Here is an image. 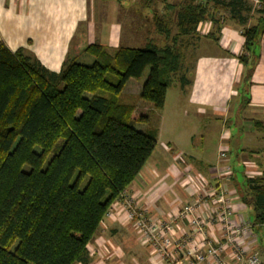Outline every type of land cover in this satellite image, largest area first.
<instances>
[{
	"label": "trees",
	"instance_id": "16d2710c",
	"mask_svg": "<svg viewBox=\"0 0 264 264\" xmlns=\"http://www.w3.org/2000/svg\"><path fill=\"white\" fill-rule=\"evenodd\" d=\"M178 7L174 36L170 19L154 18L163 46L110 53L91 45L85 51L95 55L93 64L68 59L57 73L0 42V264L90 263L88 245L157 141V130L133 126L148 121L134 114L136 105L120 102L126 82L148 70L139 99L161 111L173 78L182 88L190 84L179 41L196 37L205 22L216 27L207 36L218 40L214 10L223 8L221 0H180ZM262 34L264 17L242 32L248 79ZM254 126L264 133V122ZM241 184L253 224L264 226V172Z\"/></svg>",
	"mask_w": 264,
	"mask_h": 264
},
{
	"label": "crops",
	"instance_id": "0c3cea01",
	"mask_svg": "<svg viewBox=\"0 0 264 264\" xmlns=\"http://www.w3.org/2000/svg\"><path fill=\"white\" fill-rule=\"evenodd\" d=\"M165 1L0 0V42L12 53L23 50L50 72H59L66 60L77 62L79 56H86L83 57L85 62L80 64L91 65L96 57L85 51L91 45L110 53L120 47L143 49L149 44L156 45L154 36L161 38V35L155 27V17L170 19L173 23L171 35H176L180 0ZM169 4L176 8L171 11L164 8ZM219 11L214 10L215 18L219 20V32L214 34L218 39L216 42L207 36L216 28L211 22L197 28L196 38L203 39L202 45L198 41L192 47L198 79L195 77L191 84L181 89L184 95L187 94L193 116L200 122L210 125L213 119L219 129L230 133V137L237 131L244 139L237 144L235 152L229 140L228 159L219 161L215 155L210 159L204 152H194V138L183 146L178 140L162 141L160 127L152 154L126 193L150 221L162 224L172 220V241L181 243L186 251L194 245L202 247L203 237L192 233L189 219L179 220L176 215L197 199L206 188L205 184L222 190L234 203V222L245 221L253 225V235L247 236L242 245L248 251L257 252L264 263V254L259 247V230L264 226L253 224L250 208L241 200L243 177H257L264 172L261 168L264 142H260L264 140V134L254 126L264 118V34L255 49L257 59L248 79L245 75L251 59L244 50L242 32L255 25L264 13L247 15L228 5L223 13ZM182 49L187 48L184 45ZM240 56L249 57L247 64H241ZM224 76L227 78L223 82ZM141 86L139 80L130 79L122 92L139 98ZM219 86L223 89L218 90ZM215 94H218L216 99ZM247 98L248 104H244ZM140 104L143 102L138 101L135 106L136 115ZM144 106L145 110H152L148 104ZM187 143L190 146H186ZM259 144L262 145L260 148ZM224 165L232 167L233 174L229 178L218 177L217 170ZM199 216L204 222L206 240L213 246L223 243L226 233L221 225L207 224L210 210L203 209ZM168 252L171 257L156 258L152 248L141 243L133 225L125 221L124 211L117 207L110 217H104L88 245L89 264H173L174 260L182 259L181 253L170 249ZM231 256L230 247H226L222 258L227 264H234Z\"/></svg>",
	"mask_w": 264,
	"mask_h": 264
},
{
	"label": "built area",
	"instance_id": "2783aa9c",
	"mask_svg": "<svg viewBox=\"0 0 264 264\" xmlns=\"http://www.w3.org/2000/svg\"><path fill=\"white\" fill-rule=\"evenodd\" d=\"M252 1L255 6L264 7V1ZM223 130L222 145L218 150L219 161L228 159L229 149L227 143L231 138L230 133L226 129ZM217 174L218 177L229 178L233 174L232 167L224 165L217 170ZM205 185L206 188L201 191L197 199L193 203L184 206L175 217L179 220L189 219L192 233L201 238L203 237L202 241L205 246L202 247L194 245L184 251L181 243L172 241V220L162 224L150 221L134 199L127 195L126 191L121 194L120 199L111 205L105 217H110L116 207L121 208L124 211L125 221L133 225L141 243L150 246L155 256L159 259H163L165 256L171 257L168 249L172 252L181 253L182 259L174 260L173 264H227L222 258L226 247L231 249L234 264H264L257 252L248 251L242 245L247 236L253 235V225L245 221L235 223L232 219L235 213L234 203L226 197L222 190H218L209 184ZM203 209L210 210L211 217H209L207 224L218 223L225 231L226 238L223 243L213 246L210 241L206 240L203 231L204 222L199 216Z\"/></svg>",
	"mask_w": 264,
	"mask_h": 264
},
{
	"label": "rangeland",
	"instance_id": "374dc122",
	"mask_svg": "<svg viewBox=\"0 0 264 264\" xmlns=\"http://www.w3.org/2000/svg\"><path fill=\"white\" fill-rule=\"evenodd\" d=\"M172 1V0H170ZM223 3V8H220L219 12L224 11L226 5H230L231 2H235V7H231L234 11H243L244 14H262L264 13V7H258L253 4L252 0H221ZM225 5V6H224ZM223 9V10H222ZM223 13V12H222ZM221 14V13H220ZM224 15V14H222ZM254 18V17H253ZM154 41L156 43V46L161 47L166 43V40L164 37L161 36V38L154 36ZM197 41V42H196ZM198 41H200V44L202 45L203 39L200 38H188V39H182L179 41L180 43H183L187 49H183V52L185 54L184 61H183V67L188 69V76H191L188 78L190 81V84L192 80L196 77V80L198 79V75L196 74V61H194L193 52L194 49L192 47L196 46L198 44ZM169 42V41H167ZM83 57H78L77 62H85L83 61ZM185 70H183L184 72ZM148 73V70H145L143 78L146 77ZM143 78L139 80L140 84L143 83ZM227 76L223 77L221 81H226ZM134 80V79H133ZM138 81V80H135ZM220 81V80H219ZM219 89L221 86H219ZM218 94L214 95V98L217 97ZM187 94L184 95L180 82L178 79V76L173 78V82L170 84L167 90V98L165 107L161 111H154L145 110L146 103L140 104L137 112L138 115H144L148 118V121L146 123L136 122L133 121V126L136 129H140L142 131L146 130H157L158 135V128L161 127L163 130L162 134V141L170 140L176 141L178 140L179 144H182V146L191 138H194V152H204L208 158H213L214 155L216 156V159H218L217 153L219 150V147L222 145V132L224 130L219 129V124L215 122V120H211L210 125H208L209 122H207V125L204 124L202 121L196 117L193 116V109L191 110V105L189 104V101L186 99ZM221 98V96H220ZM216 99V98H215ZM119 100L122 103H130L138 105V101L142 102L139 98H133L126 95V92H121L119 95ZM135 100L136 103H135ZM261 122H264V118L260 119ZM203 123V124H202ZM219 129V131H218ZM229 130V129H228ZM264 134V133H263ZM244 135L239 134L236 132L232 133V136L230 138V145L233 149V152L236 151L237 144L244 139L242 137ZM263 140V139H262ZM260 142H264L263 141ZM261 144V143H260ZM259 144V145H260ZM258 147L260 148L262 145ZM186 146H190L189 143L186 144ZM264 152V149H263ZM232 156L235 157V154L232 153ZM262 169L264 171V158L262 156ZM260 234V249L261 253L264 254V229L259 230ZM141 247V246H140ZM143 250V249H142ZM144 251V250H143ZM262 256V255H261ZM158 258V257H156ZM261 259V258H260ZM262 261V260H261ZM95 264V263H93Z\"/></svg>",
	"mask_w": 264,
	"mask_h": 264
}]
</instances>
